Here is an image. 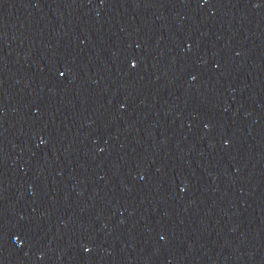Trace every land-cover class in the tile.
Segmentation results:
<instances>
[{
    "label": "water",
    "instance_id": "1",
    "mask_svg": "<svg viewBox=\"0 0 264 264\" xmlns=\"http://www.w3.org/2000/svg\"><path fill=\"white\" fill-rule=\"evenodd\" d=\"M0 264H264V0H0Z\"/></svg>",
    "mask_w": 264,
    "mask_h": 264
}]
</instances>
